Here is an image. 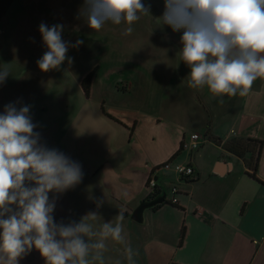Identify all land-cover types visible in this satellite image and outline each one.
Instances as JSON below:
<instances>
[{"label": "crops", "instance_id": "obj_1", "mask_svg": "<svg viewBox=\"0 0 264 264\" xmlns=\"http://www.w3.org/2000/svg\"><path fill=\"white\" fill-rule=\"evenodd\" d=\"M163 11L151 8L149 22L131 25L128 56L142 64L140 69L127 66V75L115 74L101 92L98 66L90 69L85 101L75 109L62 106L63 113L44 124L49 147L69 157L84 149L93 160L83 163L92 182L50 192V200L56 206L57 197L64 196L65 224L73 216L80 220L97 213L87 221L95 230L107 221L115 224L123 214L124 240L104 241L105 264L112 255H127L128 247L135 264H264V78L243 97H214L206 86L190 88V69L180 59L182 32L162 24ZM121 59H114L120 63L117 73L125 68ZM86 74L76 83L81 85ZM118 80H125L121 88ZM191 132L204 138L195 150L184 146ZM233 138L260 141L254 172L224 148ZM164 162L189 165L192 172L178 174L161 166ZM148 176L159 190L153 198ZM172 185L178 190L175 205L162 201L144 209L141 222L131 218L140 200L164 193L170 202ZM97 199L103 200L99 208Z\"/></svg>", "mask_w": 264, "mask_h": 264}, {"label": "clouds", "instance_id": "obj_2", "mask_svg": "<svg viewBox=\"0 0 264 264\" xmlns=\"http://www.w3.org/2000/svg\"><path fill=\"white\" fill-rule=\"evenodd\" d=\"M83 9L92 30L124 22L125 35L132 33L140 15L150 13V5L142 0H83ZM160 19L173 32H182L180 59L190 69V88L206 86L214 97H243L264 78V0H164ZM63 27L39 25L47 51L36 63L43 72L71 62L69 48L83 43L64 41ZM9 75L7 67H0V84ZM30 108L10 103L0 113V264H19L33 248L45 264H90V256L103 264L104 241L124 240L123 214L99 230L87 222L96 219L95 212L79 222L55 220L49 193L74 188L84 173L79 162L40 142ZM96 204L101 207L103 200ZM126 252L129 264H135L131 247Z\"/></svg>", "mask_w": 264, "mask_h": 264}, {"label": "rangeland", "instance_id": "obj_3", "mask_svg": "<svg viewBox=\"0 0 264 264\" xmlns=\"http://www.w3.org/2000/svg\"><path fill=\"white\" fill-rule=\"evenodd\" d=\"M142 2L146 6L150 5V9L164 8V0ZM149 14L140 15V19L134 23L149 22L151 18ZM0 21L3 23L0 33V67H7L10 71L7 80L0 84V113H3L5 105L10 103H14L17 108L30 105V115L33 123L37 125L34 131L40 133V142L47 147L49 144L44 133V124L57 119L63 113L62 106L68 105L69 108L75 109L79 105L77 102L85 101L86 95L81 85L76 83L81 75L98 66L97 90L101 92L108 89V83L115 74L126 76L128 67L130 69L142 67V64L136 65L128 56L129 50L133 49L129 46L133 33L124 34L128 25L124 22L120 25L108 23L99 31L92 30L87 24L83 0H0ZM42 22L48 26L63 25L64 41L71 44H75L77 40L83 41L78 47L69 48L67 55L72 61L66 60L59 70L43 72L36 63L47 51L39 32V25ZM139 52L141 54V51ZM122 57L125 68L117 73L118 69L115 66H120V63L115 64L114 59L118 58L121 62ZM123 81L125 80H118L117 86L121 88L125 83ZM70 158L82 165L84 175L81 183L92 182L83 163L93 160L84 149L80 155L73 154ZM79 185L80 183L77 186ZM57 198L53 215L58 223H64L65 198L64 196ZM75 217L69 218L68 223L80 221L79 216ZM127 229L125 227L124 232ZM111 258L110 264H128L126 254H115ZM89 260L90 262L93 260L91 256ZM19 264H45V260L33 248L30 253L19 259Z\"/></svg>", "mask_w": 264, "mask_h": 264}, {"label": "trees", "instance_id": "obj_4", "mask_svg": "<svg viewBox=\"0 0 264 264\" xmlns=\"http://www.w3.org/2000/svg\"><path fill=\"white\" fill-rule=\"evenodd\" d=\"M92 76H93V72L90 71L81 80V87L85 95H87V91L91 86ZM223 146L232 153L238 155L239 157H242L245 165L249 167L252 170V172L256 170V166L259 161L260 141L251 138H233L225 141ZM158 194H159V190L156 189V187H154L149 197L153 198ZM163 201L171 205H175L174 203L172 204L169 201L168 202L166 200ZM182 233H183V229L181 230L180 238L183 235Z\"/></svg>", "mask_w": 264, "mask_h": 264}, {"label": "built area", "instance_id": "obj_5", "mask_svg": "<svg viewBox=\"0 0 264 264\" xmlns=\"http://www.w3.org/2000/svg\"><path fill=\"white\" fill-rule=\"evenodd\" d=\"M201 139L204 140V138H203V136L201 134H199L198 132H191L188 135V141L186 143L184 142V146L188 147L190 150H195L201 144L200 143ZM161 166H163L164 168H170L171 167L178 174H190L192 172L191 166L186 165V164L164 162ZM146 185L149 188L156 187V181H155L154 177L148 176L146 178ZM177 191L178 190H177V186L176 185H172L170 187V192L172 194L170 202H172V203H176L177 202V199L174 196V194Z\"/></svg>", "mask_w": 264, "mask_h": 264}, {"label": "water", "instance_id": "obj_6", "mask_svg": "<svg viewBox=\"0 0 264 264\" xmlns=\"http://www.w3.org/2000/svg\"><path fill=\"white\" fill-rule=\"evenodd\" d=\"M164 193L161 196L154 199H143L140 200L136 208L131 213V218L137 222H141L143 220V211L146 208L152 207L156 204L161 203L164 200Z\"/></svg>", "mask_w": 264, "mask_h": 264}]
</instances>
